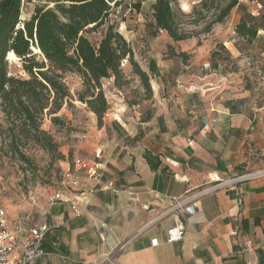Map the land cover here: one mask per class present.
Returning a JSON list of instances; mask_svg holds the SVG:
<instances>
[{
	"label": "crops",
	"instance_id": "1",
	"mask_svg": "<svg viewBox=\"0 0 264 264\" xmlns=\"http://www.w3.org/2000/svg\"><path fill=\"white\" fill-rule=\"evenodd\" d=\"M239 2L256 16L264 5V0ZM237 8L226 19L234 34L241 17ZM219 30L198 44L173 41L166 32L157 40L145 36V71L153 59L160 73L150 84L152 103L148 110L123 101L110 104L101 125L90 111L92 124L78 133L86 135L81 152L62 162V171L70 169L79 182L78 195L73 207L48 206L46 222L53 227L42 242L41 264H101L129 238L112 264H264V176L206 191L191 214L164 215L173 198L264 168V24L249 62L236 37ZM120 34L140 58V26L125 23ZM220 43L230 66L212 57ZM239 64L244 71H228ZM146 151L158 157V169L150 168ZM75 157L91 170L74 169ZM175 221L184 236L168 243L166 230Z\"/></svg>",
	"mask_w": 264,
	"mask_h": 264
},
{
	"label": "trees",
	"instance_id": "2",
	"mask_svg": "<svg viewBox=\"0 0 264 264\" xmlns=\"http://www.w3.org/2000/svg\"><path fill=\"white\" fill-rule=\"evenodd\" d=\"M38 1L29 17L20 19L23 0H0V110L5 123L2 135L11 155L22 161H28V157L20 146L28 142L62 157L52 135L41 129V123L45 111L58 112L63 100L70 97L63 79L65 73H76L82 79L83 88L76 98L95 114L98 125L109 108L102 79L110 78L117 88L124 87L130 79L122 66L128 64L130 74L138 78L145 98L149 99L152 97L149 79L160 75L153 59L148 62V71L141 68L131 44L110 20L113 8L122 0ZM174 4L175 0H154L152 36L160 28L173 41L193 37L192 31L183 28L182 17H188L189 23L194 24L206 21L202 31L209 32L213 24L223 22L236 6L244 14L235 25V33L246 42L250 43L263 25L255 23L256 15L246 12L239 0H199L189 14L175 10ZM139 6L134 4L136 9ZM101 27L100 39L93 43L86 34ZM221 47L217 45V49ZM35 48L39 53L34 52ZM9 52L20 61L27 78L9 72L6 59ZM173 55L183 61L188 58L183 52ZM217 55L218 52L212 53V57ZM51 121L62 120L52 116ZM143 157L152 170L159 168L157 156L146 151Z\"/></svg>",
	"mask_w": 264,
	"mask_h": 264
},
{
	"label": "rangeland",
	"instance_id": "3",
	"mask_svg": "<svg viewBox=\"0 0 264 264\" xmlns=\"http://www.w3.org/2000/svg\"><path fill=\"white\" fill-rule=\"evenodd\" d=\"M198 2L199 0H175L174 9L178 12L189 14L193 6ZM37 3H39L38 0H23L20 17L22 19L28 18ZM136 3L140 4L139 9L134 7ZM151 9L150 0H122L119 6L113 8L109 16L119 33L120 28L125 23L127 26L135 27L136 29L139 25L140 29L143 30L144 35L138 37L143 39L141 40L142 46L140 47L141 56L136 60L141 62L138 63L144 70L147 69H145L143 63L148 60L146 45L149 46L148 41L144 39H147L145 36L151 35L154 31ZM245 10L247 12V9ZM236 13L240 16L244 14L243 10L239 8H237ZM226 19L224 20L225 24L224 21L213 24L209 32L202 31L206 21L195 24L189 23L188 17H182L181 21L183 28L192 31L194 34L189 39L194 40L197 44L211 38V33H214L218 29H220L218 33L225 34L226 37L235 36L236 42L240 43L239 48L242 59L249 62V60L254 58L255 44L253 41L255 38L248 43L236 33H232V27L230 24H226L228 23ZM255 20V23L261 22L264 24V5ZM101 31L102 27L86 35L93 43H97L100 39ZM148 39L151 40L149 36ZM135 45L137 47L136 42ZM219 45L223 46V48L218 49L217 57L229 65L231 62L230 57L224 45L221 43ZM168 54L172 56V52ZM6 59L8 70L11 74L27 78L16 56H6ZM187 60H190V55ZM122 67L130 79V83L124 87L117 88L113 85L110 78L101 80L102 88L105 91L109 105H118V103L120 104L123 101V103L133 106L136 110L138 108L146 110L150 107L149 104L152 103V97L149 99L145 98L144 89L140 86L138 78L130 74L131 69L129 65L125 64ZM241 68L242 71L245 70L244 65H234L228 71L238 72L239 74ZM224 69H227V67ZM240 75H244L249 80L247 74L242 72ZM63 79L69 88L70 97L63 100L62 107L58 112L47 114L45 111L41 123V129L52 135L57 144V152L62 157H57L56 153H49L32 142H28L25 146H20L21 150L28 157V161H22L16 155H11L8 151L7 139L2 135V125L5 126V123L4 115L0 110V206L6 210L10 218L24 215L28 216L34 223L46 221L47 208L51 205L50 198L52 192L62 187V162L66 160V157L70 158L75 153L79 154L81 152L83 141L80 140L83 139L71 138L70 134L72 132L77 134L87 133L88 127L92 124L90 110L86 104L76 98V93L83 88L82 79L78 74L72 72L65 73ZM155 79L158 78L151 77L149 79L151 85ZM52 116H58L62 121L60 123H53L51 121ZM63 150H66V153Z\"/></svg>",
	"mask_w": 264,
	"mask_h": 264
},
{
	"label": "built area",
	"instance_id": "4",
	"mask_svg": "<svg viewBox=\"0 0 264 264\" xmlns=\"http://www.w3.org/2000/svg\"><path fill=\"white\" fill-rule=\"evenodd\" d=\"M164 31L157 29L154 39ZM7 57H10L7 55ZM71 138L85 139L86 135L71 133ZM73 167L77 170H91L87 161L80 157L73 158ZM264 176V168L236 175L219 185L210 186L199 192L186 194L179 198H173L164 215L191 214L197 207V199L206 191L216 190L231 183L243 182ZM62 187L54 190L51 196V204L64 202L70 203L73 207L76 195H78L79 182L70 169L62 172ZM53 226L46 221L34 223L28 216L19 215L10 218L6 210L0 206V264H41L39 260L44 255L42 242L45 235ZM184 236V228L180 222H176L166 230V242L173 243L181 240ZM131 238L121 242L115 249L104 256L101 264H112L115 255L124 250ZM151 245L158 243L157 238L150 241Z\"/></svg>",
	"mask_w": 264,
	"mask_h": 264
},
{
	"label": "bare ground",
	"instance_id": "5",
	"mask_svg": "<svg viewBox=\"0 0 264 264\" xmlns=\"http://www.w3.org/2000/svg\"><path fill=\"white\" fill-rule=\"evenodd\" d=\"M33 50H34V52H38V53H39V51H40V50L38 51V49H36V48L33 49ZM8 55H9V56H12V54H11L10 52L8 53Z\"/></svg>",
	"mask_w": 264,
	"mask_h": 264
},
{
	"label": "water",
	"instance_id": "6",
	"mask_svg": "<svg viewBox=\"0 0 264 264\" xmlns=\"http://www.w3.org/2000/svg\"><path fill=\"white\" fill-rule=\"evenodd\" d=\"M20 19H22V18L20 17Z\"/></svg>",
	"mask_w": 264,
	"mask_h": 264
}]
</instances>
